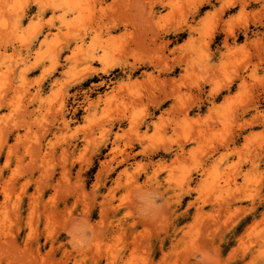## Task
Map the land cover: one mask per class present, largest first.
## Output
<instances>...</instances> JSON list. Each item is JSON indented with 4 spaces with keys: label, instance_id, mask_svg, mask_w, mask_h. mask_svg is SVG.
<instances>
[{
    "label": "rangeland",
    "instance_id": "obj_1",
    "mask_svg": "<svg viewBox=\"0 0 264 264\" xmlns=\"http://www.w3.org/2000/svg\"><path fill=\"white\" fill-rule=\"evenodd\" d=\"M0 74V264H264V0H0Z\"/></svg>",
    "mask_w": 264,
    "mask_h": 264
},
{
    "label": "bare ground",
    "instance_id": "obj_2",
    "mask_svg": "<svg viewBox=\"0 0 264 264\" xmlns=\"http://www.w3.org/2000/svg\"><path fill=\"white\" fill-rule=\"evenodd\" d=\"M18 2V1H17ZM204 3H208V2H206V1H203L202 3H201V6L204 4ZM17 10V9H16ZM17 11H19V10H17ZM19 12H21V11H19ZM7 23V22H6ZM2 25H4V24H2ZM6 26H7V24H6ZM4 28V27H3ZM6 28V27H5ZM14 28V27H13ZM18 35V34H17ZM7 36V35H6ZM4 38V37H3ZM168 45V44H167ZM94 58H92V60H93ZM102 60V59H101ZM103 62H105L104 61V59L102 60ZM109 62V61H108ZM107 62V63H108ZM112 66H110L109 64H107V65H105V67L104 68H102L100 71H95L94 70V74L95 75H98L99 73H102L103 75H107V74H109L111 71H112ZM5 71H6V69H5ZM8 71V70H7ZM8 74H9V72H8ZM0 75H2V74H0ZM3 75H5V74H3ZM7 76V75H6ZM2 78V77H1ZM4 79V78H3ZM20 79V78H19ZM1 80V79H0ZM21 80V79H20ZM25 79H23V81H24ZM7 81V80H6ZM22 81V80H21ZM1 82H5V81H1ZM11 82V81H10ZM6 84H7V82H5ZM22 84L24 83V82H21ZM20 83V85H22ZM5 84V85H6ZM10 84V83H9ZM8 85V84H7ZM18 86V85H17ZM1 87V86H0ZM18 87H20V86H18ZM23 87H24V85H23ZM2 89V88H1ZM24 89V88H23ZM22 89V90H23ZM16 90V89H15ZM21 90V89H20ZM25 90V89H24ZM1 92V91H0ZM15 93H16V91H15ZM1 94V93H0ZM25 94V93H24ZM19 96H21V95H19ZM22 96H23V94H22ZM21 96V97H22ZM169 98V97H168ZM168 98H166L167 100H168ZM173 232V231H172ZM183 232V231H182Z\"/></svg>",
    "mask_w": 264,
    "mask_h": 264
}]
</instances>
